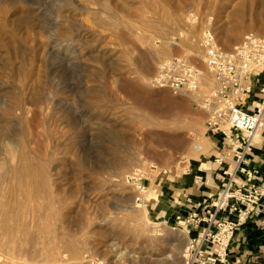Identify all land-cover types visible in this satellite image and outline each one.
I'll list each match as a JSON object with an SVG mask.
<instances>
[{"label":"rangeland","instance_id":"obj_1","mask_svg":"<svg viewBox=\"0 0 264 264\" xmlns=\"http://www.w3.org/2000/svg\"><path fill=\"white\" fill-rule=\"evenodd\" d=\"M239 1L199 0L194 7L184 10L182 15L188 25L169 35L174 42L169 59L178 55L191 57L185 50L188 46L185 40L196 38L194 32L200 36L205 27L214 30L220 45L226 43L221 28L231 19L250 23L239 43L229 42L231 47L243 43L250 34L264 37L260 28L264 21V2L249 11L243 8L244 0ZM156 2L157 6L151 10L147 8L148 0H110L112 8L107 2L98 4L96 0H0V175L19 165L24 151L31 163L47 177L52 191L57 187L76 191V198L70 201H62L58 194H53L58 208L74 207L69 214L71 221L83 223L86 228V215L106 209L107 213L117 215L124 234L111 237L110 241L118 245V250L114 248L109 260H104L108 264L117 258L119 251L128 252L122 264H138L130 261L131 253L143 254L150 264L187 262V231L176 223L162 224L153 218L145 202L150 186L144 183L147 188L141 191L128 177L141 174L157 183L161 174L179 173L186 166L181 167L184 163H179L178 167L176 163L190 158L194 150L208 146V135L213 132L207 128L206 110L196 104L190 92L176 94L150 85L149 79L160 62L145 80H138L140 63L132 47L134 39L126 42L117 29L127 21L124 5L130 7L133 18L145 8V17H160L164 25L170 24L181 12L174 11L172 0ZM164 12L169 14L161 19ZM136 20L142 31L137 28L134 34L139 35L144 32L140 24L142 19L137 17ZM162 40V35L155 33L152 43L159 46ZM191 59L205 67L202 59ZM123 81L137 83L136 86L146 93L164 91L169 97L185 103L190 112L172 121L162 120L163 123L157 125V130L165 137L177 136L183 143L179 150L171 145L160 148L161 152L166 150L165 164L143 153L135 165L115 175L111 162L121 160L126 145L115 139V135H125L142 126L138 121L137 105L119 89ZM128 119L133 123L128 124ZM112 142L114 151L110 150ZM103 169L105 171L94 176L96 170ZM8 186L7 181L0 179V201H4ZM18 191L20 198L23 190L19 188ZM87 197L91 199V206L82 201ZM26 198L27 204L33 206L31 194ZM131 209L135 210V216L128 213ZM31 216L28 218L34 219ZM46 222L40 227L41 234L35 237L32 252L21 249L29 247V243L19 238L6 254L0 253V264H66V251L58 258L46 255L58 243L45 234L50 229L49 220ZM88 240L101 245L107 243V239L94 235H89ZM81 252L89 258L91 245L83 247ZM91 258L68 264H103L102 257L92 255Z\"/></svg>","mask_w":264,"mask_h":264},{"label":"bare ground","instance_id":"obj_2","mask_svg":"<svg viewBox=\"0 0 264 264\" xmlns=\"http://www.w3.org/2000/svg\"><path fill=\"white\" fill-rule=\"evenodd\" d=\"M96 1L98 2V4L107 2L109 4V7H114L111 5L112 3L110 4V0ZM172 1L175 3V7L173 6L174 11L176 13L179 11L181 12L179 14L177 13L178 15H176V17L168 25L162 24L160 17H145V8L140 9L139 12L134 14V16L142 19L140 24L145 33L138 32L139 35L134 34V31L138 28L139 25L138 20H136L137 17H132L131 13L133 12H131L132 10L130 9V7L127 8L126 5H124V7L122 6L123 10L125 12L127 11V21L124 20L123 27L121 29H117V31L119 32L122 39L126 42L132 41L134 39V41H132V47L137 51V61H139L140 63V68H138L139 73L137 75V77L139 78L138 80H145L147 75L153 71L155 66L158 65V62L162 63L172 56L171 45H173L174 42L171 40V37L169 35L173 30L181 29V27L183 28L188 25L187 21L184 20L182 13L184 10H189L190 8L194 7L196 2L199 0ZM262 2H264V0H244L243 8L245 7V9L249 11L252 9L253 11V8H258V6L262 5ZM157 4L158 3L156 2V0H148L147 8L154 10ZM165 14L168 15L169 13L164 12V15H161V19L167 17ZM221 25H223V23ZM249 27L250 23L248 21L237 23L232 19L229 20L221 28L222 38L226 42H221V47L224 50L232 51L234 47H231L230 43H239L243 39L245 31ZM139 28L137 29V31L139 30ZM260 28L261 32L264 34V21L262 22ZM140 31H142L141 28ZM155 33L156 35L160 34L163 37L162 44L159 46H155L152 43V40L155 38ZM185 36L188 35L186 34ZM193 36H195L196 38H186L187 40L185 41L188 42V46L186 48L184 46V48L192 58L203 59L205 49H203V46L200 42L202 35L197 36V34H195L194 32ZM159 66L160 65H158L157 69L159 68ZM132 82L134 81L132 80ZM204 82L205 90L207 91V89L211 87L213 82L212 75L207 74L204 78ZM119 85V89L125 92L128 100H131L133 103H135V105H137V112L139 115L138 121L142 124V126L133 130L131 133L127 132L125 135H115V139H117L118 141H123L126 144L123 152L124 156L121 157V160L111 162V167L114 169L115 175L121 173V170H124L129 166L135 165L136 161L141 159L143 153L146 155L145 157L158 159L161 164H165L163 158L166 150L161 152L160 148L171 145L179 150L183 146V143L177 136L167 135L168 137H165L162 132H159L157 130V125L163 123L162 120L172 121V119H175L177 117L185 116L190 112V110L185 103L179 101L176 98L169 97L167 94H164V91L159 94L146 93L143 90H140L138 86H136L137 83L132 84L127 81H123ZM190 93V96L194 98L195 94L192 92ZM121 116H124V114ZM129 121L127 122L128 124L133 123L131 120ZM110 150H115L113 142L110 145ZM145 157H143V159ZM184 162L185 161H179L176 163V165L179 163L181 165V163ZM101 171L105 170H96L94 172V176L97 177V174ZM46 178L44 173L40 169H37L33 165V163H31L29 157L24 151L21 152L19 165H17L16 167H10L6 171L1 173L0 179L7 181V183H9V186L6 187L4 201H0V253L6 254V252L10 250L11 244L16 242V240L19 238H25L27 239V243H29V247H21V249H24L26 252H32V246L36 243L35 237L41 234L40 227L47 223L46 220H49L48 223H50V229L45 234L52 236L58 242V245L56 244L53 245V248L51 247L52 249L46 254L48 257L58 258L63 251H66L68 253V258H66V260H68L66 264L72 262L82 263L84 261L91 260L92 255H98L102 257L103 264H108L105 261L109 258L111 251L114 248H118V245H116L114 241H110L111 237L114 234H124V230L120 228V221L117 219V215L107 213V209L103 212L94 213V215L92 216H87L85 214L87 224L86 228H84L85 225L83 223H79L77 221L74 222L69 219V214L74 210V207L69 206L65 209L58 208L54 199L55 197L53 195L58 194L60 200L62 201H70L76 198V191L70 188L63 189L61 187H57L52 191V188H50L49 184H47ZM19 188L23 190L22 196H20V198L17 197V195H19ZM148 192H152V189H149ZM26 194H31L32 196V202H34V204L31 207L27 204L28 200L26 201ZM49 195H53L52 197H50L51 199L47 198V196ZM37 200L39 201L37 202ZM82 201L86 202L88 206L92 205L90 197L84 198ZM126 209L127 208H125L124 210ZM24 211H26V214H24ZM128 213L134 215L136 212L134 209H131V211H128ZM30 214L34 217V219L28 218V215ZM106 223H109L108 227L105 226ZM37 225L40 226L38 228H35L37 227ZM89 235L103 237L107 239V243L101 245L97 242H91L88 240ZM184 239L187 240L186 234ZM187 243L188 242L186 241V244ZM87 245H91L92 249V252L90 253L91 256L89 257L90 259L88 258V255H85V253L81 252L82 248ZM126 253L128 252L119 251L116 254L117 258L114 261H111L110 264H122V262L127 259ZM128 257L133 263L150 264L146 260L147 257L143 254L138 255L135 253H131Z\"/></svg>","mask_w":264,"mask_h":264},{"label":"built area","instance_id":"obj_3","mask_svg":"<svg viewBox=\"0 0 264 264\" xmlns=\"http://www.w3.org/2000/svg\"><path fill=\"white\" fill-rule=\"evenodd\" d=\"M201 35L204 68L189 56H173L160 64L149 83L176 94L194 93L196 104L207 112V128L236 140L226 153L232 163L223 170L227 179L221 183L218 197L177 217L179 227L197 231L195 236L188 235L187 263L216 264L227 261L236 230L263 206L264 179L257 182L255 171L246 165L258 143L264 148V37L250 34L227 51L211 27H205ZM207 74L212 75L213 82L204 91ZM239 172L247 179L238 181ZM128 178L139 190L147 188L143 180L148 177L133 174ZM209 247L213 251L207 252Z\"/></svg>","mask_w":264,"mask_h":264},{"label":"crops","instance_id":"obj_4","mask_svg":"<svg viewBox=\"0 0 264 264\" xmlns=\"http://www.w3.org/2000/svg\"><path fill=\"white\" fill-rule=\"evenodd\" d=\"M208 140V146L194 150L185 160L181 167L186 168L179 173L161 174L157 183H152L149 178L143 180L149 189L152 188L145 199L151 216L162 224H178V216H186L218 197L221 183L227 179L223 170L232 163L226 153L236 140L215 132L208 135ZM248 158L246 166L255 171V180L259 182L264 179V148L261 144L258 143ZM237 176L238 181L247 179L245 173L239 172ZM262 204L263 209L236 230L228 247L227 261L216 264H264V197ZM186 231L189 236L197 233L193 229ZM211 251L213 248L209 247L207 252Z\"/></svg>","mask_w":264,"mask_h":264}]
</instances>
